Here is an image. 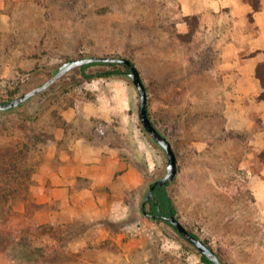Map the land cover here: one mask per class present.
<instances>
[{"label": "rangeland", "instance_id": "obj_1", "mask_svg": "<svg viewBox=\"0 0 264 264\" xmlns=\"http://www.w3.org/2000/svg\"><path fill=\"white\" fill-rule=\"evenodd\" d=\"M205 3L0 0V102L40 86L71 59H131L148 87L152 119L178 157L168 185L177 218L224 263L264 264V116L234 86L227 53L231 44L242 63L251 61L258 27L238 8L217 14ZM75 100L92 122L65 119ZM139 104L128 75L81 80L75 69L0 112V197L10 195L0 205V264H206L173 226L143 213L168 157L144 129ZM88 130L110 142L126 177L115 188L94 187L84 202L71 198V135ZM74 184L83 191L92 181L78 176ZM12 206L20 215L9 223ZM8 224L28 226L16 238L30 235L32 243L2 235Z\"/></svg>", "mask_w": 264, "mask_h": 264}, {"label": "crops", "instance_id": "obj_2", "mask_svg": "<svg viewBox=\"0 0 264 264\" xmlns=\"http://www.w3.org/2000/svg\"><path fill=\"white\" fill-rule=\"evenodd\" d=\"M205 5L217 14L222 8L230 7L238 8L241 10H239V13L247 15L253 12L252 7L245 4L243 0H206ZM254 19L258 27V35L252 37L249 44L253 52L259 51V53L246 63H242L239 58V48L229 44L227 53L231 52L230 65L232 69L237 70L232 72L230 76L235 80L233 82L235 83L234 86L247 99L258 101V109L261 110L264 116V101L259 99L263 89L260 80L256 76L257 64L264 61V2L262 10L254 13ZM64 116L65 119L71 120V122L76 121L79 117L92 122V118L95 117L93 114L88 115L86 108L83 116H80L74 109L67 111ZM119 165L120 162L116 158L114 147L111 146L110 142L102 144L96 132L88 130L83 135H71V198L78 196L84 200L87 196L93 197L94 187L115 188L118 181L122 180L124 175L126 177V173L122 175ZM78 176L92 181V185L88 189H83V191L75 190L74 183Z\"/></svg>", "mask_w": 264, "mask_h": 264}, {"label": "water", "instance_id": "obj_3", "mask_svg": "<svg viewBox=\"0 0 264 264\" xmlns=\"http://www.w3.org/2000/svg\"><path fill=\"white\" fill-rule=\"evenodd\" d=\"M93 63H117L127 66L128 76L133 81L135 87L139 92L140 104H139V118L146 130V132L153 138V140L158 143L166 152L168 157V166L166 170V175L154 182L149 190L147 197L143 203V212L146 216H151V214L146 210V202L153 196L154 190L159 186H168L174 182L178 174V157L171 141L157 128L153 123L148 109L149 96L147 86L143 80L142 74L136 64L129 58L121 56H90L85 58L71 59L65 62L59 70L50 79L41 84L38 87L16 97L10 101L0 102V111H8L20 107L25 102L33 98L34 96L47 90L59 80H61L66 74L75 70L77 68L83 67L85 65ZM153 218H158L168 221L172 224L180 235H182L185 240L193 244L202 255L206 256L213 264H225L217 252L209 246L203 239L196 236L194 233L189 231L183 223L177 218L176 215L172 214L169 216L158 215Z\"/></svg>", "mask_w": 264, "mask_h": 264}, {"label": "trees", "instance_id": "obj_4", "mask_svg": "<svg viewBox=\"0 0 264 264\" xmlns=\"http://www.w3.org/2000/svg\"><path fill=\"white\" fill-rule=\"evenodd\" d=\"M243 2L245 4H249L252 7V9H253V12L249 13L247 15V17L249 18V21L254 25L255 24L254 13L262 10L264 0H243ZM228 9L229 8H226V11ZM185 20L186 21L192 20L193 24L194 23L195 24L196 23L199 24L198 18L192 19L191 17L190 18L189 17H185ZM196 29H197L196 27H193V29L191 28L190 32L193 31V33H191V34H194L196 32ZM257 53H259V51H254L251 56H255ZM98 65L99 66H108V68H106L105 70H102V71H100L98 73H95V74L94 73L92 74V73L89 72L90 68H92L94 66H98ZM77 70L79 72V77H80L81 80H91V79H94V78H111L113 76L120 75V74L128 75L127 66L122 65V64H117V63H93V64H89V65H85L83 67L77 68ZM256 76L260 80L261 85H262V89H263L259 99L264 101V61L259 62L257 64ZM71 107L75 108L77 113L80 116L84 115V107H83L82 103L79 100H75L74 103L71 105ZM15 109H17V108H15ZM15 109L8 110V112L9 111H13ZM148 109H149V105H148ZM0 112H6V111H0ZM149 115H150V117L152 119V115L150 113V110H149ZM152 121L156 125V123L154 122L153 119H152ZM258 159L260 160V162L262 164H264V148L258 154ZM9 197H10V195H6V197H0V205L3 203V201L8 202ZM147 203H149V205L151 207V211L149 212L151 214H162V215H166V216H169V215H172V214H174V215L178 214L177 205H176L173 197L168 192V186H162V187L158 186L154 190L153 196L148 200ZM26 210H28V208ZM142 210H143V206H142ZM2 211L5 212L6 209H3ZM5 213H8L6 215V217L8 216L6 218L7 219L6 222L9 221V223L11 222L12 217H18L20 215L19 212L14 213L13 206L8 208V212H5ZM153 219L155 221H165L168 224H170L166 220H162V219H158V218H153ZM170 225L173 226L172 224H170ZM4 229L5 230H3V231L1 230L2 231L1 234L2 235H9L10 237L14 238L13 241H15L17 244H19L22 247L23 246H27L31 241H33L32 240L33 237H31L30 235H23L20 238H16L19 235L20 231H30L31 229H29L28 226H27L26 229L23 228V230H22V229H20V227H16V225L8 224V226H5ZM175 230L177 231L176 228H175ZM196 236H198V235H196ZM201 259L206 264H213L206 256H204L202 254H201Z\"/></svg>", "mask_w": 264, "mask_h": 264}, {"label": "flooded vegetation", "instance_id": "obj_5", "mask_svg": "<svg viewBox=\"0 0 264 264\" xmlns=\"http://www.w3.org/2000/svg\"><path fill=\"white\" fill-rule=\"evenodd\" d=\"M145 201V200H144ZM148 202V201H147ZM146 202V205H145V208H146V210L148 211V212H150L151 211V207H150V205H149V203H147ZM144 203V202H143ZM151 214V213H150ZM152 215H154V216H158V215H162V214H151V218H153L152 217Z\"/></svg>", "mask_w": 264, "mask_h": 264}]
</instances>
